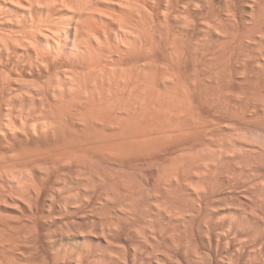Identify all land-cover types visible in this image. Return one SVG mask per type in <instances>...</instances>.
Instances as JSON below:
<instances>
[{
	"label": "bare ground",
	"instance_id": "6f19581e",
	"mask_svg": "<svg viewBox=\"0 0 264 264\" xmlns=\"http://www.w3.org/2000/svg\"><path fill=\"white\" fill-rule=\"evenodd\" d=\"M0 264H264V0H0Z\"/></svg>",
	"mask_w": 264,
	"mask_h": 264
}]
</instances>
